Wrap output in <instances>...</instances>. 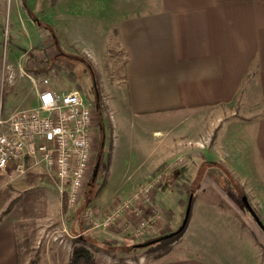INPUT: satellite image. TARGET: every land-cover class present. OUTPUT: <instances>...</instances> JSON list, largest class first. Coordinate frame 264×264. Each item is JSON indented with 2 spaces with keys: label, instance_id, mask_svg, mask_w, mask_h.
I'll return each mask as SVG.
<instances>
[{
  "label": "crops",
  "instance_id": "1",
  "mask_svg": "<svg viewBox=\"0 0 264 264\" xmlns=\"http://www.w3.org/2000/svg\"><path fill=\"white\" fill-rule=\"evenodd\" d=\"M86 4L111 23L99 43L105 45L108 37L123 55L122 77L114 84L122 116L143 123L153 117L186 120L185 149L191 160L186 187L170 189L177 184L172 175L162 182L165 196L192 198L190 214L182 235L168 242L152 264H264V0H57L56 28L51 26L56 38L78 34L61 22H86L77 12ZM3 68L0 77L16 102L24 95L36 108L38 78L22 67ZM13 104L1 111V120L30 109ZM170 127L164 128L167 137L157 145V160L146 176L110 196L135 193L176 155L178 134ZM209 129L215 130L212 141ZM199 133L207 135L200 142ZM100 160L98 155L97 165ZM213 162L222 163L238 181L263 228L244 215L242 196ZM193 163L202 166L200 173ZM180 206L174 207L175 216ZM118 227L108 230L115 233ZM169 231L159 220L144 239L150 242ZM24 257L18 254L14 222L0 218V264H23Z\"/></svg>",
  "mask_w": 264,
  "mask_h": 264
},
{
  "label": "rangeland",
  "instance_id": "2",
  "mask_svg": "<svg viewBox=\"0 0 264 264\" xmlns=\"http://www.w3.org/2000/svg\"><path fill=\"white\" fill-rule=\"evenodd\" d=\"M24 4L38 22L56 28L57 0L53 7L50 0H0L1 72H4L5 64H11L13 67H22L26 73H32L38 78L39 91L44 88L66 93L78 91L96 110L97 141L94 166L85 184L83 196L73 211L66 210L63 213L61 206L64 198L59 193L61 183L41 167H34L23 175H17L12 169L0 170V218L6 217L15 224L19 257L25 256L23 264H152L168 242L146 246L149 241L144 239L146 235L141 238L133 235L130 223L125 218L120 225L119 221L114 225L119 226L116 228L118 232L112 233L114 231L105 228L88 229L82 226L80 216L86 208H91L96 219H103L128 201L133 193L128 197H112L110 193L122 192L146 176L150 164L157 160V145L167 137L164 128L171 126L178 134L176 155L163 164L162 168L154 171L146 181L157 174L163 175L155 188L151 203L145 207L147 215L153 210L159 216L145 234L159 220L170 228L164 235L176 231L182 223L189 198L185 194L181 198L165 196V182L162 181L172 175L177 184H173L170 189L184 191L186 187L185 179L190 167L187 164L191 161L190 152L185 149L188 148L185 145L186 120L184 117L173 119L169 116L171 118L165 120L153 117L143 123L138 118L128 121L122 116L114 84L122 77L123 55L115 44L109 42L108 34L105 45L99 43L111 24L106 21L105 15L91 9L89 4L83 5L77 12L86 18V22L62 21L61 25L68 28V31L78 34L75 37H65V40L57 37L56 49L49 35L36 25L25 10ZM106 47L109 50L103 56L102 51ZM78 51H86L87 56ZM76 57L86 59L91 69ZM100 57L102 58L97 62H93ZM42 79L49 80L48 86L42 85ZM9 90L0 77V113L12 103L24 108L31 106L30 97L28 100L21 95L24 98L17 99L16 102V95H12ZM164 123L167 126L163 127ZM157 130L163 133L156 135ZM214 134L215 130L209 131V141H212ZM204 136L207 135L198 134L199 142ZM98 155L101 160L97 165ZM96 165V179L93 181L92 173ZM194 168L201 172L202 166ZM241 194L245 195L244 192ZM247 201L251 205L248 198ZM178 203L181 205V212L175 216L174 207ZM239 204L243 207L241 201ZM244 215L249 221L252 220L247 212Z\"/></svg>",
  "mask_w": 264,
  "mask_h": 264
},
{
  "label": "built area",
  "instance_id": "3",
  "mask_svg": "<svg viewBox=\"0 0 264 264\" xmlns=\"http://www.w3.org/2000/svg\"><path fill=\"white\" fill-rule=\"evenodd\" d=\"M41 82L44 87L49 84L48 79ZM37 100L36 108L15 112L6 121L0 119V170L23 175L41 167L61 183L59 193L66 210L73 211L94 166L96 110L78 91L44 88ZM162 179L161 174L151 178L103 219H96L95 212L86 208L80 216L82 226L111 229L125 218L132 234L144 237L159 216L153 210L147 215L145 207Z\"/></svg>",
  "mask_w": 264,
  "mask_h": 264
},
{
  "label": "trees",
  "instance_id": "4",
  "mask_svg": "<svg viewBox=\"0 0 264 264\" xmlns=\"http://www.w3.org/2000/svg\"><path fill=\"white\" fill-rule=\"evenodd\" d=\"M56 3V0H50V5L53 7V5ZM26 4H24V8L25 10L28 11L27 9V5L25 6ZM28 13L30 14L31 18H33V20H35V23L36 25H38L40 28H43V30L49 35L50 39L52 40V43L55 44V48L57 49V44H56V34H55V31L52 27L48 26V25H45L43 23H40L38 22V20H36L35 17H33V15H31V13L28 11ZM76 59L78 61H80L81 63H84L89 69H91V65L86 61V59H82L81 57H76ZM103 142V141H102ZM103 144V143H102ZM101 155V154H100ZM211 166L217 168L224 176L225 178L227 179L228 183L231 185V187L238 193V195L242 196V191L239 187V183L238 181L231 175V173L226 169V167L220 163V162H213L211 164ZM159 168H162V166H160ZM92 180L94 181L95 179L92 178ZM94 183V182H93ZM90 187H92L90 185ZM62 208V211L63 213H66V209H65V204H64V199H63V204L61 206ZM79 217V216H78ZM186 228V227H185ZM184 228V230H185ZM181 231L180 233H178L177 235L175 236H172V237H169V238H164V239H161L159 240L158 242H170V241H173L175 239H177L183 232ZM80 231V230H78ZM170 234V233H169ZM167 234V235H169ZM79 235V234H78ZM166 236V235H165ZM158 242H151V243H148L146 246H150V245H154ZM142 246H145V245H142ZM141 246V247H142ZM131 248H134V247H131ZM136 248V247H135ZM138 248V247H137Z\"/></svg>",
  "mask_w": 264,
  "mask_h": 264
},
{
  "label": "water",
  "instance_id": "5",
  "mask_svg": "<svg viewBox=\"0 0 264 264\" xmlns=\"http://www.w3.org/2000/svg\"><path fill=\"white\" fill-rule=\"evenodd\" d=\"M97 168H98V166L96 165L94 173H93L94 177L96 176ZM191 200H192V198L189 197L188 202H187V206H186V210H185V214H184V217H183V220H182V223H181L180 227L176 231H174L173 233H170L169 235L163 236V237H161L159 239L147 242L146 244L151 243V242H158L161 239L175 236L178 233H180L181 231H183L184 228L187 226V222H188V218H189V214H190V209H191ZM241 202H242L243 206L246 208V210L248 211V213L251 215L252 219L257 223V225L259 227L263 228L261 221L259 220V218L256 215V213L253 211L252 207L248 203L247 198L245 196L241 197ZM140 246H142V245H140Z\"/></svg>",
  "mask_w": 264,
  "mask_h": 264
},
{
  "label": "flooded vegetation",
  "instance_id": "6",
  "mask_svg": "<svg viewBox=\"0 0 264 264\" xmlns=\"http://www.w3.org/2000/svg\"><path fill=\"white\" fill-rule=\"evenodd\" d=\"M88 68V67H87ZM89 69V68H88ZM95 91V94H96V97H97V92H96V90H94Z\"/></svg>",
  "mask_w": 264,
  "mask_h": 264
},
{
  "label": "bare ground",
  "instance_id": "7",
  "mask_svg": "<svg viewBox=\"0 0 264 264\" xmlns=\"http://www.w3.org/2000/svg\"><path fill=\"white\" fill-rule=\"evenodd\" d=\"M157 135V134H156Z\"/></svg>",
  "mask_w": 264,
  "mask_h": 264
}]
</instances>
